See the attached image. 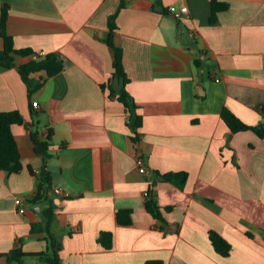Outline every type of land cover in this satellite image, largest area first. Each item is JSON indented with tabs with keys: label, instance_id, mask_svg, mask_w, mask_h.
<instances>
[{
	"label": "crops",
	"instance_id": "1",
	"mask_svg": "<svg viewBox=\"0 0 264 264\" xmlns=\"http://www.w3.org/2000/svg\"><path fill=\"white\" fill-rule=\"evenodd\" d=\"M211 1L0 0V21L10 6L16 48L36 53L0 66V112L25 118L13 125L24 169L0 170V264H19L8 259L17 248L48 250L46 234L32 231L47 205L30 202L31 170L44 165L31 132L46 139L51 129L52 231L63 264H264V137L232 133L221 115L226 107L249 126L264 125V0H220L230 6L214 23ZM122 2L115 44L126 85L113 80L115 51L106 42ZM172 5L188 13L177 19ZM41 52L57 54L64 69L32 73L39 88L30 93L19 68ZM112 88H125L129 107ZM134 116L142 119L137 132ZM180 172L188 174L183 189L162 181ZM150 189L161 218L146 208ZM18 197L28 213H19ZM120 209L132 210V224L118 222ZM212 230L231 244L229 256L215 250ZM102 232L113 233L111 249L99 242ZM21 264L42 262L31 255Z\"/></svg>",
	"mask_w": 264,
	"mask_h": 264
},
{
	"label": "trees",
	"instance_id": "2",
	"mask_svg": "<svg viewBox=\"0 0 264 264\" xmlns=\"http://www.w3.org/2000/svg\"><path fill=\"white\" fill-rule=\"evenodd\" d=\"M159 4V2H158ZM125 2H122L118 11L109 17V31L106 37L107 44L112 47L115 51V72L113 80L115 78L123 79V85H126L129 81L123 66V52L122 49L115 44V34L118 30L116 19L120 11L125 8ZM229 4L220 0H212L211 8V22L214 23L218 19L220 12H223L229 8ZM166 11L165 9H163ZM10 16V6L5 5L1 9V21H0V37L4 41V48L0 52V66L6 68L15 67L14 56H36V53L32 49H18L15 46L14 37L8 32V19ZM201 61H197L196 64L200 65ZM64 69V62L55 53H49L47 55L38 56L31 60L28 64L21 66L19 71L28 85L30 93L39 88V85L30 78V75L35 72L45 71L48 76H54ZM113 89V88H112ZM113 93L119 95L120 101L125 103L129 107L128 94L125 88L117 91L113 89ZM32 107H34L32 105ZM264 116V107L261 110ZM222 118L230 128L232 133L245 131L252 129L256 131L261 137H264V125L253 127L245 124L235 113L230 109L224 108L222 111ZM25 118L19 110L3 111L0 112V170L6 171L8 174L18 173L24 169L22 162V156L16 137L13 132L14 124H24ZM142 124V119L139 116H134L130 123L132 129L135 132ZM54 131L51 129L46 139L39 137L37 131L31 132V137L35 145V151L37 154L42 155L44 159V165L41 171L36 174L33 170L32 173L37 179V190L35 196L30 201L34 206H47L43 208V217L39 221L32 222V231L34 233L44 232L46 234V240L49 243L48 250L42 253L31 254L41 258L42 264H63L59 254V242L55 238L52 227L56 216V205L53 197L50 193L53 191L52 184V173L48 168V160L51 158L50 147L53 142ZM67 144L64 143L61 146L65 147ZM162 181L171 182L183 189L188 180V174L186 172L170 173L161 176ZM146 208L150 214L156 218L162 217V208L159 205L153 190H149L146 196ZM171 210L172 208H166ZM33 212V211H32ZM28 213V211L26 212ZM117 219L121 225L132 224V210L120 209L117 212ZM210 239L215 250L222 256H229L232 250L231 244L218 232L210 231ZM99 242L106 249H111L114 243V235L112 232H102L99 236ZM30 254L24 253L21 248L15 249L11 255H8L10 261H17L21 264V259L25 256H31ZM2 255L0 254V259ZM147 264H163L162 261H148Z\"/></svg>",
	"mask_w": 264,
	"mask_h": 264
},
{
	"label": "built area",
	"instance_id": "3",
	"mask_svg": "<svg viewBox=\"0 0 264 264\" xmlns=\"http://www.w3.org/2000/svg\"><path fill=\"white\" fill-rule=\"evenodd\" d=\"M170 13L173 14V16L177 19H181L184 15H186L188 13V6L186 5H183V6H176V5H172L169 9ZM45 53L41 52L40 55L41 56H45L44 55ZM33 106L35 109H39L40 108V104L39 102H34L33 103ZM137 167L139 169V172L141 174H148V171H147V165H146V160L143 156H139L137 158ZM58 193H60L61 191L60 190H57ZM16 206L18 207L19 209V213L20 214H25L26 213V203H25V200L22 198V197H18L16 199Z\"/></svg>",
	"mask_w": 264,
	"mask_h": 264
}]
</instances>
